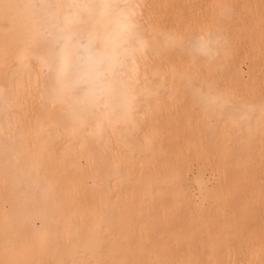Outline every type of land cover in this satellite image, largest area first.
<instances>
[{
    "label": "bare ground",
    "instance_id": "6f19581e",
    "mask_svg": "<svg viewBox=\"0 0 264 264\" xmlns=\"http://www.w3.org/2000/svg\"><path fill=\"white\" fill-rule=\"evenodd\" d=\"M0 264H264V0H0Z\"/></svg>",
    "mask_w": 264,
    "mask_h": 264
}]
</instances>
